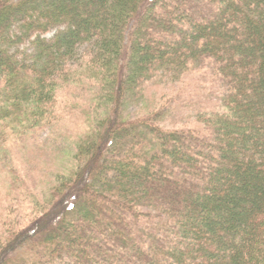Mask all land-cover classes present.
<instances>
[{"label": "trees", "instance_id": "1", "mask_svg": "<svg viewBox=\"0 0 264 264\" xmlns=\"http://www.w3.org/2000/svg\"><path fill=\"white\" fill-rule=\"evenodd\" d=\"M204 68L224 90L200 132L161 128L167 104L123 115L145 83ZM80 78L94 118L73 169L0 264H264V0H0L1 146L50 123Z\"/></svg>", "mask_w": 264, "mask_h": 264}, {"label": "rangeland", "instance_id": "2", "mask_svg": "<svg viewBox=\"0 0 264 264\" xmlns=\"http://www.w3.org/2000/svg\"><path fill=\"white\" fill-rule=\"evenodd\" d=\"M55 29L44 36L51 38ZM20 31L15 25L9 36H18ZM32 38L10 44L9 52L16 58L30 54ZM84 50L85 44L80 45L77 54L80 56ZM92 84L87 78H80L75 83L63 85L49 109L50 123L29 129L23 135L8 136L5 144L0 145V246L7 233L41 216L50 198L56 202L55 194L51 196L50 192L53 180L61 172L68 174L73 169L69 158L75 143L94 118L91 116ZM144 87L145 99L125 107L123 115L127 119L142 117L155 106L167 104L157 121L161 128L194 129L196 132L203 129L196 117L218 109L224 90L211 68L186 73L174 83L164 77L161 84L150 81Z\"/></svg>", "mask_w": 264, "mask_h": 264}, {"label": "bare ground", "instance_id": "3", "mask_svg": "<svg viewBox=\"0 0 264 264\" xmlns=\"http://www.w3.org/2000/svg\"><path fill=\"white\" fill-rule=\"evenodd\" d=\"M50 31V30H49ZM48 32V31H47ZM45 34V33H44ZM44 34H43V36H44ZM45 37V36H44Z\"/></svg>", "mask_w": 264, "mask_h": 264}]
</instances>
